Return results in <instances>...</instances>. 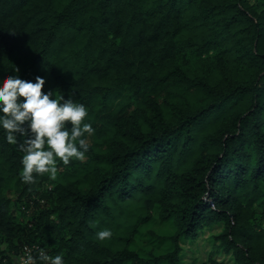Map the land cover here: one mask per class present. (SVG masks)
Returning <instances> with one entry per match:
<instances>
[{"label":"trees","instance_id":"trees-1","mask_svg":"<svg viewBox=\"0 0 264 264\" xmlns=\"http://www.w3.org/2000/svg\"><path fill=\"white\" fill-rule=\"evenodd\" d=\"M16 75L84 103L95 132L84 161L26 184L22 137L0 130V264L26 247L180 264L219 223L235 264H264V0H0V79ZM156 218L174 227L161 255L137 249Z\"/></svg>","mask_w":264,"mask_h":264},{"label":"clouds","instance_id":"clouds-1","mask_svg":"<svg viewBox=\"0 0 264 264\" xmlns=\"http://www.w3.org/2000/svg\"><path fill=\"white\" fill-rule=\"evenodd\" d=\"M45 83L42 76L34 81L18 75L0 79V130L11 144L22 137L18 143L24 153L20 178L26 184L36 183L37 177L45 174L55 180L58 160L64 165L74 159L84 161L90 147L87 136L95 132L86 121L89 110L84 103L43 91ZM112 236L110 228L96 233L99 241ZM37 260L40 264H65L62 255H50L43 248L36 257L28 255L26 264H36Z\"/></svg>","mask_w":264,"mask_h":264},{"label":"rangeland","instance_id":"rangeland-1","mask_svg":"<svg viewBox=\"0 0 264 264\" xmlns=\"http://www.w3.org/2000/svg\"><path fill=\"white\" fill-rule=\"evenodd\" d=\"M51 181L53 180L51 179ZM50 187L51 182L44 185V188ZM14 208L17 217L24 223L31 219L34 208L29 211L21 210L19 205ZM173 232L174 227L171 223H162L156 218L143 228L141 236L138 238L137 249L146 252L154 249L157 255L164 254L169 249V243H159L156 238L169 237ZM223 232L224 225L222 223L213 224L204 227L196 237L183 239L181 241L180 264H235L232 252L223 246L221 240Z\"/></svg>","mask_w":264,"mask_h":264},{"label":"built area","instance_id":"built-area-1","mask_svg":"<svg viewBox=\"0 0 264 264\" xmlns=\"http://www.w3.org/2000/svg\"><path fill=\"white\" fill-rule=\"evenodd\" d=\"M31 250L29 248H25V256L22 258V261L26 264L27 262V256L30 255Z\"/></svg>","mask_w":264,"mask_h":264}]
</instances>
